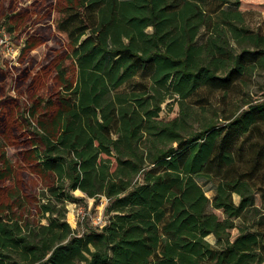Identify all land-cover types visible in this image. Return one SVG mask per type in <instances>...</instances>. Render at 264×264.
I'll return each mask as SVG.
<instances>
[{
	"label": "trees",
	"instance_id": "16d2710c",
	"mask_svg": "<svg viewBox=\"0 0 264 264\" xmlns=\"http://www.w3.org/2000/svg\"><path fill=\"white\" fill-rule=\"evenodd\" d=\"M248 14L239 0H0L20 43L0 64V264H264V99L247 91L264 34ZM74 193L105 198L100 227H70Z\"/></svg>",
	"mask_w": 264,
	"mask_h": 264
},
{
	"label": "rangeland",
	"instance_id": "374dc122",
	"mask_svg": "<svg viewBox=\"0 0 264 264\" xmlns=\"http://www.w3.org/2000/svg\"><path fill=\"white\" fill-rule=\"evenodd\" d=\"M240 10L249 12L247 20L253 30H258L264 34V0H239ZM4 43V44H2ZM44 46H40L34 51L32 55L39 59L43 53ZM8 51V55L7 54ZM20 51V43H16L10 36L0 31V64L7 65L17 64ZM249 93V99L262 100L264 99V69H259L254 72L252 79L250 80L249 87L247 89ZM165 107V106H164ZM166 107L160 118L164 120H170L177 116V105H172L170 111H166ZM10 153L11 151L8 150ZM205 191V195L211 198L213 195L212 186L209 183H205L203 180H197ZM74 195L80 200L76 203H67L66 205V221L72 229L81 234L91 227L100 226L105 221L106 216L103 214V210L106 204L104 197L99 198L98 201L86 198L81 193H74ZM234 200L237 202L238 198L234 196ZM255 202L260 204L258 197L256 196ZM220 215V213H218ZM236 231H231V235H235ZM207 240L210 243H214V238L209 236Z\"/></svg>",
	"mask_w": 264,
	"mask_h": 264
},
{
	"label": "built area",
	"instance_id": "2783aa9c",
	"mask_svg": "<svg viewBox=\"0 0 264 264\" xmlns=\"http://www.w3.org/2000/svg\"><path fill=\"white\" fill-rule=\"evenodd\" d=\"M2 44H4V43H2ZM5 55H8V51H7V54H5ZM101 225H102V224H101ZM101 225H100V226H101ZM100 226H99V227H100Z\"/></svg>",
	"mask_w": 264,
	"mask_h": 264
}]
</instances>
